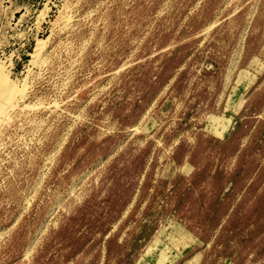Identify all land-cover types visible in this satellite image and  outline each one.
I'll return each instance as SVG.
<instances>
[{"label":"rangeland","instance_id":"374dc122","mask_svg":"<svg viewBox=\"0 0 264 264\" xmlns=\"http://www.w3.org/2000/svg\"><path fill=\"white\" fill-rule=\"evenodd\" d=\"M0 67V264H264V0H0Z\"/></svg>","mask_w":264,"mask_h":264},{"label":"bare ground","instance_id":"6f19581e","mask_svg":"<svg viewBox=\"0 0 264 264\" xmlns=\"http://www.w3.org/2000/svg\"><path fill=\"white\" fill-rule=\"evenodd\" d=\"M42 47L43 46H42V41H41L39 43V46H38V48H39L38 52ZM36 54H35V57H36ZM34 60H35V58H34ZM17 89L18 88H16V85L13 82L9 81L7 75L4 73V71L0 67V123L6 120L5 119L2 121V118L7 116V111L9 110L8 108L9 107L12 108L14 106V105H12V103H13L14 99L16 98V96L20 94V91H18L19 89L18 90ZM23 94H24V92H23ZM19 97H21V95ZM11 105H12V107H11ZM5 118H7V117H5Z\"/></svg>","mask_w":264,"mask_h":264}]
</instances>
